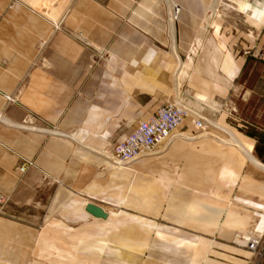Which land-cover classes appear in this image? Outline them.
I'll return each instance as SVG.
<instances>
[{
	"label": "crops",
	"instance_id": "1",
	"mask_svg": "<svg viewBox=\"0 0 264 264\" xmlns=\"http://www.w3.org/2000/svg\"><path fill=\"white\" fill-rule=\"evenodd\" d=\"M173 99L215 125L188 116L112 167ZM252 222L264 232V0H0V264H254L235 241Z\"/></svg>",
	"mask_w": 264,
	"mask_h": 264
},
{
	"label": "built area",
	"instance_id": "2",
	"mask_svg": "<svg viewBox=\"0 0 264 264\" xmlns=\"http://www.w3.org/2000/svg\"><path fill=\"white\" fill-rule=\"evenodd\" d=\"M188 116L192 117V122L201 134L215 125L214 113L207 108L196 111L188 108L182 99L168 100L155 112L140 120L131 133L116 143L109 154L110 160L116 166H126L153 153L160 145L177 137V129ZM25 169L24 163L20 170ZM253 226L251 224L244 232L237 233L235 241L252 252L254 264H261L264 259V232L256 231Z\"/></svg>",
	"mask_w": 264,
	"mask_h": 264
},
{
	"label": "rangeland",
	"instance_id": "3",
	"mask_svg": "<svg viewBox=\"0 0 264 264\" xmlns=\"http://www.w3.org/2000/svg\"><path fill=\"white\" fill-rule=\"evenodd\" d=\"M249 5H251L250 3H249ZM250 8H253L254 9V6H250ZM233 8H229V10H232ZM242 10H244V11H246V12H248V13H252V15H260V14H262V13H260V11H258V12H253V11H250L249 12V10H247V9H242ZM179 13H180V8L178 7V10L176 11V9L174 8V15H175V18H177L178 16H179ZM250 13V14H251ZM177 44H179V41H174V46L177 48ZM94 46V45H93ZM95 50V49H94ZM111 55H109L108 57H110ZM178 56L180 57V60L182 61V62H184V63H186V58H187V56H183L182 54H181V51L179 50L178 51ZM189 59L188 60H191V62H193L194 61V59H195V56H189L188 57ZM94 60H96V59H94ZM184 74V71L182 70V68H181V65L179 66V59L177 58V56L175 55V57H174V72H173V76H174V81H176V82H180L181 81V78H182V75ZM110 154V153H109ZM111 161V160H110ZM130 164V163H129ZM128 164V165H129ZM110 165L112 166V167H114V168H119V167H126V166H128V165H126V166H116L114 163H112V161L110 162ZM251 224H253L254 225V223L252 222ZM250 224V225H251ZM249 225V226H250ZM254 227V226H253ZM24 234H26V233H24ZM33 236H34V233L33 232H28L27 233V237H26V239H28L29 240V243L32 241V239H33Z\"/></svg>",
	"mask_w": 264,
	"mask_h": 264
},
{
	"label": "water",
	"instance_id": "4",
	"mask_svg": "<svg viewBox=\"0 0 264 264\" xmlns=\"http://www.w3.org/2000/svg\"><path fill=\"white\" fill-rule=\"evenodd\" d=\"M86 210L96 217L107 218L108 216V213L101 206L93 202L87 204Z\"/></svg>",
	"mask_w": 264,
	"mask_h": 264
},
{
	"label": "bare ground",
	"instance_id": "5",
	"mask_svg": "<svg viewBox=\"0 0 264 264\" xmlns=\"http://www.w3.org/2000/svg\"><path fill=\"white\" fill-rule=\"evenodd\" d=\"M123 166V165H122Z\"/></svg>",
	"mask_w": 264,
	"mask_h": 264
}]
</instances>
